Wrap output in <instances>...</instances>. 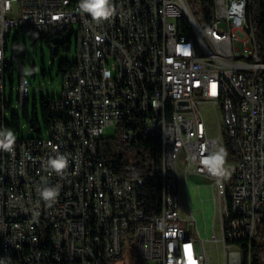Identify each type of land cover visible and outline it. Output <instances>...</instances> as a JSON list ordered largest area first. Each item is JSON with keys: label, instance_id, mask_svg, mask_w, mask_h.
I'll return each mask as SVG.
<instances>
[{"label": "built area", "instance_id": "2783aa9c", "mask_svg": "<svg viewBox=\"0 0 264 264\" xmlns=\"http://www.w3.org/2000/svg\"><path fill=\"white\" fill-rule=\"evenodd\" d=\"M192 1L195 22L185 23L174 2ZM254 2L110 0L113 15L97 23L81 0H0L2 101L13 30L77 34L62 94L48 98L56 143L39 135L0 149V264H106L121 257L130 234L143 264H207L194 215L184 214L181 174L212 183L223 235L212 241L223 243L225 264H247L253 242L264 253V62ZM29 87L22 76L21 96L30 98ZM207 111L219 117L217 128ZM110 126L126 141L161 142L158 215L149 216L142 179H118L100 158ZM222 149L224 160H213ZM57 156L67 160L60 174L49 165ZM46 187L58 189L50 207L39 194ZM114 220H122L120 230Z\"/></svg>", "mask_w": 264, "mask_h": 264}, {"label": "rangeland", "instance_id": "374dc122", "mask_svg": "<svg viewBox=\"0 0 264 264\" xmlns=\"http://www.w3.org/2000/svg\"><path fill=\"white\" fill-rule=\"evenodd\" d=\"M17 30H13L8 41L7 61L14 60L13 70L6 73V101L10 110L6 111V119L10 123L13 115L21 119V133H14L15 138H37L39 134L33 132L30 125L23 118V101L20 94L21 72L30 83L27 110L29 120L33 121L37 116L42 130V136H48V129L43 123L42 99L59 98L62 94L63 79L60 73V64L64 61L73 62L76 59V39L77 34L72 35V30L61 37H55L51 41L57 44L71 41L70 51L61 49L58 56L53 57V51L43 41L34 42L31 36H35L29 29L24 35L19 34L16 38ZM10 80L13 81L11 86ZM37 108L38 114H36ZM208 123L212 128H217L219 117L217 118L213 111H207ZM219 115V113H218ZM116 126H110L105 129L106 138H115L118 134ZM181 174L180 194L184 214L186 216L193 214L197 232L199 235L198 249L203 250L207 255V264H225V251L223 243L212 241L215 234L219 239L222 238L221 204L220 201H214V190L210 180L200 176H187ZM204 242V247L201 242ZM123 257L114 264L127 263L130 247L127 241H124ZM149 264H154L149 262Z\"/></svg>", "mask_w": 264, "mask_h": 264}, {"label": "trees", "instance_id": "16d2710c", "mask_svg": "<svg viewBox=\"0 0 264 264\" xmlns=\"http://www.w3.org/2000/svg\"><path fill=\"white\" fill-rule=\"evenodd\" d=\"M195 4V5H192ZM191 9L196 6V1H192ZM194 13V9H192ZM253 26L256 32V38L259 49V59L264 62V0H255L253 10ZM25 32L17 31L15 40L18 39V35H24ZM35 35V34H34ZM33 41L38 40L43 41L49 47L51 44L57 46V53H53V57L58 56L61 49L64 51H70L71 41L64 42L63 44L53 43L49 38H44L40 36H31ZM10 37L7 38V42ZM8 51V48H7ZM14 64V60H12ZM73 67L71 62L64 61L60 64V73L62 78L66 71ZM13 70L8 62L6 64L5 72H10ZM24 76L23 73H20ZM11 86H13V81L10 80ZM50 98V97H49ZM51 99H42V116L43 123L49 130L51 125V112L48 107V102ZM28 100L23 104V118L30 125L33 132L42 135L41 125L38 117L36 116L33 121L29 120L28 110H27ZM5 107V111L10 110L12 102L9 104L5 100H0V106ZM36 114H38L37 108H35ZM3 119V113L0 107V122ZM7 130L14 133H21V119L17 115L12 116V120L9 123L5 122ZM115 138H107L102 140L99 145L100 158L103 160L106 168H108L116 178L118 179H142L145 183V188L147 191L146 205L148 208L149 216H156L159 213L160 201H161V191H162V170H161V157H162V146L161 142L157 139L142 138L137 141H126L122 138L120 132ZM228 200L230 196L228 194ZM130 247L129 259L127 263L131 264H143L138 257L137 246L135 243L134 234L127 235L124 238ZM125 249V247H124ZM124 253V250H123ZM123 253L120 258L123 257ZM249 255L251 264H264V253L262 252V243L254 242L253 249H247V262ZM119 258V259H120ZM118 259L108 262L106 264H114Z\"/></svg>", "mask_w": 264, "mask_h": 264}, {"label": "clouds", "instance_id": "9594fccd", "mask_svg": "<svg viewBox=\"0 0 264 264\" xmlns=\"http://www.w3.org/2000/svg\"><path fill=\"white\" fill-rule=\"evenodd\" d=\"M80 10L83 13L91 15L92 19L97 23L108 20L113 15V9L110 4V0H81ZM15 143V135L12 131L0 132V149L4 151H12ZM227 155L223 149L220 153L212 157L213 160H224ZM49 165L58 174L62 173L67 167V160L63 156H57V158L49 161ZM40 196L50 207L55 202V198L58 195V189L44 188L40 191Z\"/></svg>", "mask_w": 264, "mask_h": 264}, {"label": "bare ground", "instance_id": "6f19581e", "mask_svg": "<svg viewBox=\"0 0 264 264\" xmlns=\"http://www.w3.org/2000/svg\"><path fill=\"white\" fill-rule=\"evenodd\" d=\"M174 11L177 13H183V19H185V23H194L195 22V14L193 13L191 7L186 2H174ZM187 34L189 36H196L195 24H187ZM29 96H21L23 104L28 100ZM48 107L51 112V118H55V102L49 100ZM47 143H56V120H51V125L48 130ZM122 227V220H114L113 221V230H120ZM254 243V242H253ZM249 255L247 264H251Z\"/></svg>", "mask_w": 264, "mask_h": 264}, {"label": "water", "instance_id": "95a60500", "mask_svg": "<svg viewBox=\"0 0 264 264\" xmlns=\"http://www.w3.org/2000/svg\"><path fill=\"white\" fill-rule=\"evenodd\" d=\"M8 63H9L11 66H13V62H12V60L8 61Z\"/></svg>", "mask_w": 264, "mask_h": 264}]
</instances>
